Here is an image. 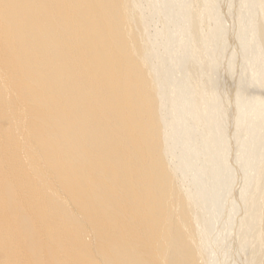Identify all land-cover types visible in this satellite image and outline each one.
Returning a JSON list of instances; mask_svg holds the SVG:
<instances>
[{
	"label": "bare ground",
	"instance_id": "1",
	"mask_svg": "<svg viewBox=\"0 0 264 264\" xmlns=\"http://www.w3.org/2000/svg\"><path fill=\"white\" fill-rule=\"evenodd\" d=\"M0 264H264V0H0Z\"/></svg>",
	"mask_w": 264,
	"mask_h": 264
}]
</instances>
